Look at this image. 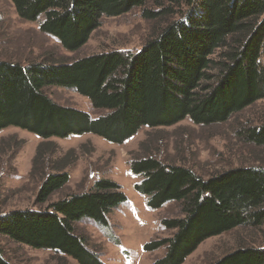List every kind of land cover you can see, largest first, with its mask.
I'll use <instances>...</instances> for the list:
<instances>
[{"label": "trees", "instance_id": "16d2710c", "mask_svg": "<svg viewBox=\"0 0 264 264\" xmlns=\"http://www.w3.org/2000/svg\"><path fill=\"white\" fill-rule=\"evenodd\" d=\"M9 1L27 22L43 17L40 31L69 53L85 45L103 17L141 9L143 20L164 27L135 53L27 65L0 61V131L12 127L41 140L90 134L119 145L142 127H170L186 118L194 125L223 124L264 100V0ZM172 16L179 18L172 22ZM49 86L75 90L106 114L90 119L86 113L63 109L44 94ZM247 140L263 147L264 125L249 130ZM131 172L142 178L134 189L147 197L150 209L171 202L181 205V218L163 221L167 230L175 231L173 236L144 246L146 253L165 248V255L153 264H183L207 239L264 224L261 167L204 180L187 168L142 160L131 165ZM68 181L66 173L47 176L38 202L45 203ZM126 200L119 185L98 180L90 192L68 195L46 211L0 215V234L77 264H102L74 234V224L87 219L105 227L107 213ZM241 245L214 264H264V247ZM0 264H9L1 251Z\"/></svg>", "mask_w": 264, "mask_h": 264}, {"label": "rangeland", "instance_id": "374dc122", "mask_svg": "<svg viewBox=\"0 0 264 264\" xmlns=\"http://www.w3.org/2000/svg\"><path fill=\"white\" fill-rule=\"evenodd\" d=\"M177 18L172 16L171 21ZM42 22L43 17L36 22L19 18L9 0H0V61L27 65L70 62L109 52L135 53L164 27V23L143 20L141 9L116 18L103 17L85 45L69 53L40 31ZM261 61L264 63V46ZM43 92L54 104L86 113L90 119L106 114L93 109L75 90L49 86ZM262 125L264 100L231 115L223 124L194 125L186 118L170 127H142L119 145L90 134L41 140L20 129H4L0 131V215L46 211L68 195L90 192L98 180H109L120 186L126 202L107 213L105 227L83 219L74 224V234L102 264H153L166 250L146 253L144 246L173 236L175 231L167 230L163 221L181 218V205L171 202L159 210L147 207V197L134 189L142 178L132 174L131 165L151 160L187 168L204 180L238 168L264 169V146L247 140L249 130ZM58 173H66L68 183L45 203H39L37 195L43 181ZM239 245L263 248L264 224L260 229L239 227L207 239L183 264H214ZM0 251L9 264H77L67 256L32 249L1 234Z\"/></svg>", "mask_w": 264, "mask_h": 264}]
</instances>
